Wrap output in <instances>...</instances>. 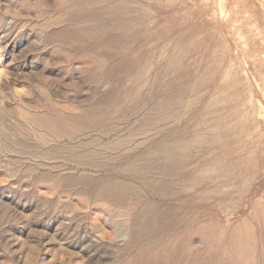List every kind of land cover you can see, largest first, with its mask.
Masks as SVG:
<instances>
[{
	"label": "rangeland",
	"instance_id": "rangeland-1",
	"mask_svg": "<svg viewBox=\"0 0 264 264\" xmlns=\"http://www.w3.org/2000/svg\"><path fill=\"white\" fill-rule=\"evenodd\" d=\"M0 264H264V0H0Z\"/></svg>",
	"mask_w": 264,
	"mask_h": 264
},
{
	"label": "bare ground",
	"instance_id": "bare-ground-1",
	"mask_svg": "<svg viewBox=\"0 0 264 264\" xmlns=\"http://www.w3.org/2000/svg\"><path fill=\"white\" fill-rule=\"evenodd\" d=\"M182 99V98H181ZM185 99V98H184ZM184 99H183V101H184ZM172 100V99H171ZM175 101H176V99H174ZM179 101H180V99H178ZM186 100V99H185ZM173 101V100H172ZM182 101V102H183ZM190 101V100H189ZM181 102V101H180ZM170 103H172V102H170ZM190 103V102H189ZM188 103V104H189ZM193 103V102H192ZM159 104V103H158ZM173 104H174V101H173ZM177 104V103H176ZM179 104V103H178ZM181 105H183V104H181ZM189 105H192L191 103L189 104ZM156 106H158V105H156ZM167 106H168V104L166 105L165 103H162L160 106H159V108H167ZM179 106H180V104H179ZM183 107V106H182ZM185 107V106H184ZM170 108H175V107H170ZM186 108V107H185ZM151 109V108H150ZM154 109H156V108H154ZM187 109V108H186ZM171 110H173V109H171ZM170 110V111H171ZM158 111V110H157ZM169 111V112H170ZM154 113V111H151V113ZM159 112V111H158ZM163 112V111H162ZM167 112V111H166ZM152 113V114H153ZM160 113V112H159ZM175 113V112H174ZM178 113V112H177ZM167 114V113H166ZM176 114V113H175ZM168 115V114H167ZM164 116V115H163ZM162 116V117H163ZM171 117H175L174 115L173 116H171ZM165 118V117H164ZM156 119H157V116H156ZM167 119H168V117H167ZM166 119V120H167ZM163 120V119H162ZM157 121H159V119L157 120ZM165 121V120H164ZM223 128V127H222ZM108 146V145H107ZM166 148L165 149H162V148H156L151 154H150V159H156V161L158 162V161H160V163H162V165H160V166H157V168H158V170L160 171V174H162L163 176H173V175H175V171L176 170H178V168H177V166H176V164L174 163V161H175V158H179V159H181L182 161H184L185 162V160L187 159V154H188V149H189V145L187 144V143H184L183 145H176V147L175 148H168V146H167V143H165V145H164ZM154 159V160H155ZM120 162V161H119ZM130 166V165H129ZM133 167V166H132ZM146 167V166H145ZM129 168V167H128ZM134 168V167H133ZM144 168V167H143ZM137 169V168H136ZM150 169V168H149ZM138 170V169H137ZM146 170V169H145ZM138 172V171H137ZM176 175H177V173H176ZM149 218H153V219H155L156 217L155 216H151V217H149ZM245 223V222H244ZM245 226V225H244ZM214 227V226H213ZM212 227V228H213ZM247 227V226H246ZM208 230H210V228H208ZM240 230H242L241 228H240ZM201 231H204V232H206L207 231V227H201ZM243 231V230H242ZM248 233V232H247ZM242 234V233H241ZM238 235V234H237ZM248 235H250V234H248ZM253 235V234H252ZM233 236H234V234H233ZM245 237H246V235H245ZM252 237V236H251ZM234 238H235V236H234ZM234 238H232V239H234ZM240 238V237H239ZM246 238H248V237H246ZM229 239V238H228ZM245 239V238H244ZM249 239V238H248ZM248 239H246L247 240V242H248ZM237 240V239H236ZM240 240V239H239ZM239 240H237V241H239ZM232 241V240H231ZM234 242H236V241H234ZM240 243V242H239ZM243 243H244V241H243ZM250 242H248V244H249ZM233 244H235V243H233ZM237 244V243H236ZM245 244V243H244ZM248 244L246 245V246H248ZM240 245V244H239ZM238 244H237V246L235 245V247H237L238 248V246H239ZM250 245V244H249ZM242 246V245H241ZM233 247V246H232ZM234 247V248H235ZM243 247H245V246H243ZM237 248H235V249H237ZM240 249H241V247H239ZM249 248V247H248ZM247 248V249H248ZM239 249V250H240ZM245 249V248H244ZM238 250V251H239ZM241 251H243V250H241ZM241 251H239V252H241ZM245 251V250H244ZM248 251H249V249H248ZM246 252H247V250H246ZM245 253V252H244ZM244 253L242 254V256L244 257H247L246 255H247V253H245V255H244ZM251 253V252H250ZM248 255H249V253H248ZM251 255H254V254H251ZM241 257V256H240ZM249 258H250V256H249Z\"/></svg>",
	"mask_w": 264,
	"mask_h": 264
}]
</instances>
